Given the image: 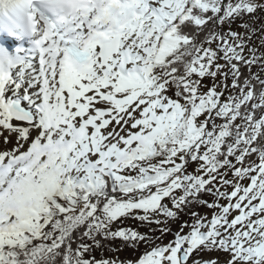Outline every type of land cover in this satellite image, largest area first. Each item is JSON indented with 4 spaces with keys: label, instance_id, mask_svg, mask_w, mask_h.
Returning <instances> with one entry per match:
<instances>
[{
    "label": "snow or ice",
    "instance_id": "snow-or-ice-1",
    "mask_svg": "<svg viewBox=\"0 0 264 264\" xmlns=\"http://www.w3.org/2000/svg\"><path fill=\"white\" fill-rule=\"evenodd\" d=\"M261 14L0 0V264H264Z\"/></svg>",
    "mask_w": 264,
    "mask_h": 264
},
{
    "label": "trees",
    "instance_id": "trees-1",
    "mask_svg": "<svg viewBox=\"0 0 264 264\" xmlns=\"http://www.w3.org/2000/svg\"><path fill=\"white\" fill-rule=\"evenodd\" d=\"M261 23H264V14H261L260 15V17H259V19H258V21L256 23V27L259 28ZM225 28H227V26H225ZM258 35H259V33H258ZM261 51H264V49H261ZM258 70L259 69H257V68H253L252 69V71H254V72L255 71H258ZM196 210L197 211H200L201 213H203V210L204 209L203 208H198ZM183 219H188V217L187 216H184ZM128 224L133 225V221H131V220L126 221V225H128ZM172 227H173V230H174L177 227V225L173 224ZM140 230L142 232H148L149 231V229L146 226H143V225L140 226ZM157 235H158V233H157ZM169 237L170 236H168L167 238H165V240L168 239ZM117 246H121L124 249V251H131V248H125L123 245H120L119 242L117 241L115 245H111V244L105 243L104 244V247L102 249L97 248L93 254L96 256V258L97 257H101V256H104L105 254L112 253L114 250H116Z\"/></svg>",
    "mask_w": 264,
    "mask_h": 264
},
{
    "label": "rangeland",
    "instance_id": "rangeland-1",
    "mask_svg": "<svg viewBox=\"0 0 264 264\" xmlns=\"http://www.w3.org/2000/svg\"><path fill=\"white\" fill-rule=\"evenodd\" d=\"M254 42L257 45H259V40L258 39H256ZM206 212H207L206 209L203 210V213H206ZM133 226H134V222H133ZM175 230H176V228L174 229V231ZM117 247H119V251L114 250L112 253L105 254L104 256H101V257H97V259H100V258H105V259H108V258H112V259L119 258L122 261H127V260H130V259H134L138 255L137 251H135L133 248H131V251H126V253H125L121 246H117ZM213 255L216 256L217 253H213ZM224 259L225 258H224L223 255H219V260H220L221 264H223Z\"/></svg>",
    "mask_w": 264,
    "mask_h": 264
}]
</instances>
